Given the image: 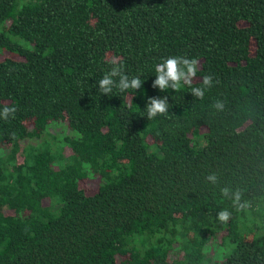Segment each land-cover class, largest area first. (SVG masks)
I'll use <instances>...</instances> for the list:
<instances>
[{"label":"trees","instance_id":"16d2710c","mask_svg":"<svg viewBox=\"0 0 264 264\" xmlns=\"http://www.w3.org/2000/svg\"><path fill=\"white\" fill-rule=\"evenodd\" d=\"M169 56L203 99L152 87ZM115 57L141 89L101 93ZM4 107L0 264H264V0H0Z\"/></svg>","mask_w":264,"mask_h":264},{"label":"clouds","instance_id":"9594fccd","mask_svg":"<svg viewBox=\"0 0 264 264\" xmlns=\"http://www.w3.org/2000/svg\"><path fill=\"white\" fill-rule=\"evenodd\" d=\"M109 63L112 65L111 71L106 72L104 76L98 81L99 88L102 94H111L113 89H118L121 93L128 90H139L143 86V82L139 75L131 78L123 72L120 58L115 57ZM199 68V60L197 58H187L185 56H169L161 60V62L154 65V72L156 79L152 85L153 88H158L160 91L172 89L179 91L182 86H187L191 89L192 94L199 98H204L205 89H209L213 84V77L211 74L204 75L202 86L194 87L193 80L197 76ZM119 76V82L114 80V77ZM168 97L163 99L149 98L147 103V115L149 119H154L158 115H164L168 111ZM214 107L223 108V104L217 102ZM15 107H4L0 110V118L8 120L10 116L14 117L16 112ZM212 183H216L217 177L213 174L207 177ZM222 194L227 197L231 189L224 188L221 190ZM241 193L237 190L234 193V202L239 206ZM230 213L225 210L219 213V220L227 222Z\"/></svg>","mask_w":264,"mask_h":264},{"label":"rangeland","instance_id":"374dc122","mask_svg":"<svg viewBox=\"0 0 264 264\" xmlns=\"http://www.w3.org/2000/svg\"><path fill=\"white\" fill-rule=\"evenodd\" d=\"M67 135H69L68 126L66 123H62L60 125L51 126L44 139L51 140L52 144L58 148L62 146V140ZM53 137L55 141L52 140ZM64 150L67 152V148ZM83 186L88 194H93L98 189L99 181L98 179H90L83 184Z\"/></svg>","mask_w":264,"mask_h":264}]
</instances>
